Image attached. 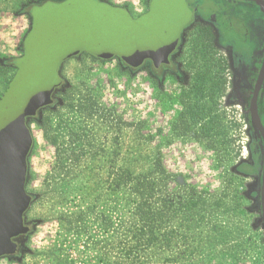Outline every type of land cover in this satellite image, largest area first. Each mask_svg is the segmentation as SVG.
Wrapping results in <instances>:
<instances>
[{
  "label": "rangeland",
  "instance_id": "1",
  "mask_svg": "<svg viewBox=\"0 0 264 264\" xmlns=\"http://www.w3.org/2000/svg\"><path fill=\"white\" fill-rule=\"evenodd\" d=\"M66 1L0 0V102L5 96L10 101L22 84L30 83L24 76L45 63L50 50L60 49L64 29L59 13ZM99 1L127 11L133 20L150 13V0ZM203 9L207 12L212 7L204 3ZM44 13L52 14V20L41 22L38 16ZM31 29L36 41L32 44L33 38H27L30 45L23 52ZM45 39L59 41L45 48ZM87 54L60 63L64 91L48 112L39 115L47 130L30 124L32 146L25 182L31 199L26 212L30 232L24 252L2 257L0 264L136 262L137 255L126 258L124 246L135 220L133 197L108 185L118 168L139 174L152 169L157 159L169 175L167 189L175 207L184 201L193 206L199 200L190 223L180 215L167 225L170 233L176 230L181 235L171 241L169 264H264L250 203L241 182L229 170L225 148L231 134L221 117L225 104L215 101L209 76L203 74L208 77L203 94L199 89H180L161 76L158 81L163 86L157 89L148 69L132 70L117 58L102 61ZM200 96L202 101L197 99ZM88 100L95 108L85 110ZM194 102L200 110L195 107L193 122L187 107ZM3 107L0 103V114ZM240 138L235 140L239 147ZM69 147H75L79 157L70 159L64 177L54 171V165L58 151ZM0 204L1 240L10 236L17 216L15 209L9 213L4 201ZM140 260L150 263L146 254ZM152 263H159V258L153 256Z\"/></svg>",
  "mask_w": 264,
  "mask_h": 264
},
{
  "label": "water",
  "instance_id": "2",
  "mask_svg": "<svg viewBox=\"0 0 264 264\" xmlns=\"http://www.w3.org/2000/svg\"><path fill=\"white\" fill-rule=\"evenodd\" d=\"M61 7L64 8L59 13L64 32L59 36L60 41L46 40L47 37L46 42H43L45 48H52L51 43L59 41L60 49L50 50L45 63H39L35 70H31L30 76H24L30 83L22 84L11 102L7 101L6 96L0 102L4 104L0 114V203L4 201L9 213L15 209L14 214L17 216L16 223L8 231L11 239L2 237L0 240V258L13 256L16 253V244L12 240L28 232L23 217L31 203L25 191V182L32 138L26 128L25 119L52 104L51 95L61 85L58 75L60 63L86 52L102 61L117 58L132 69L139 68L146 61L152 62L158 68L168 63V57L179 40L182 28L191 18L185 0H151L148 9L150 13L138 20H133L123 9L93 0H67ZM52 13L59 16L56 11ZM51 17L50 13L38 16L43 23L52 20ZM32 33L33 29L23 41V52L24 47L30 45L27 38H33ZM35 41L33 38L32 44ZM263 76L264 65L255 86L249 112L253 127L264 139V130L256 109L257 92ZM261 205V228L264 230V166Z\"/></svg>",
  "mask_w": 264,
  "mask_h": 264
},
{
  "label": "flooded vegetation",
  "instance_id": "3",
  "mask_svg": "<svg viewBox=\"0 0 264 264\" xmlns=\"http://www.w3.org/2000/svg\"><path fill=\"white\" fill-rule=\"evenodd\" d=\"M257 1L185 0L191 18L182 28L168 63L155 68L152 62L146 61L137 69L127 67L132 70L148 69L157 89L163 86L158 81L161 76L172 80L180 89L189 92L199 89L203 93L208 78H204L203 74L209 76L215 101L225 104L221 117L225 119V128L231 134V139L227 140L229 145L225 148L231 161L229 170L243 186L244 195L250 203L248 210L252 214L253 227L259 233V243L264 251V230L261 228L264 139L253 127L249 112L264 65V0ZM204 3H208L212 9L205 12ZM63 84L61 79L60 87L51 95L52 104L59 101L57 95L64 91ZM199 98L203 100L201 96ZM48 107L27 117L26 128L28 119L39 120L41 112ZM256 109L264 130V76L257 92ZM237 137H241V147L235 143ZM238 152L236 157L235 153ZM29 232L28 228L26 234L13 239L16 253L10 258L24 252L23 244Z\"/></svg>",
  "mask_w": 264,
  "mask_h": 264
},
{
  "label": "trees",
  "instance_id": "4",
  "mask_svg": "<svg viewBox=\"0 0 264 264\" xmlns=\"http://www.w3.org/2000/svg\"><path fill=\"white\" fill-rule=\"evenodd\" d=\"M38 1L40 2V0ZM92 59L95 60L94 58ZM199 93L203 94L202 92ZM88 101L85 110L95 108V104L91 102V100ZM195 107L200 110V107H197L195 102L187 107V115L192 119L194 118L193 122L195 121ZM47 110H50V107L45 108L42 112ZM54 112L53 110L52 114H54ZM32 123H36L37 127L44 132L47 130L45 119L37 121L28 119L26 122L28 129ZM208 125L211 126L209 122ZM203 127L206 126L203 125ZM198 136L196 135L197 138ZM203 136L206 137L207 133ZM74 143L73 140L72 145ZM78 157L79 155H76L75 147H69L67 150L58 151L54 171L58 173L61 172L64 177L67 176V170L69 169L67 165L68 162H70V159L74 161V158L78 160ZM168 182L169 175L161 166L159 159H157L152 169L139 174H134L131 170L126 168H118V173H116V175L114 174V178L108 185L112 186L113 189L118 188V191L125 190L133 197L132 217L133 219L135 218V220L131 223L132 228L129 231L131 237L124 241V246L128 252L125 254L127 256L126 258L130 259L132 255L138 256V260L131 264H143L140 257L144 254L149 255V264H153V256L159 258V263L156 264H169L167 253L169 254L172 250L171 241L181 236L179 231L174 230L173 233H170V231L167 230L169 221L173 217L181 215L190 223L191 219L196 215L193 209L198 205L199 200L197 202L194 201L195 205L193 206L191 205L193 203H185L184 201V203L181 202L179 206L175 207L168 194ZM189 191L188 197H191L193 190L189 189ZM26 215L27 213L24 216V223L27 226ZM135 250H137V252H135ZM132 251L136 254L134 255ZM177 254H181V251H178Z\"/></svg>",
  "mask_w": 264,
  "mask_h": 264
},
{
  "label": "crops",
  "instance_id": "5",
  "mask_svg": "<svg viewBox=\"0 0 264 264\" xmlns=\"http://www.w3.org/2000/svg\"><path fill=\"white\" fill-rule=\"evenodd\" d=\"M93 1H95V0H93ZM150 1H151V0H150ZM95 2H96V1H95ZM97 2H98V3H102V2H100L99 0H98ZM103 4H105V3H103ZM106 5H107V4H106ZM109 6H110V5H109ZM80 54H83V53H80ZM80 54H79V55H80ZM79 55H78V56H79ZM74 58H75V57H74ZM25 214H26V213H25ZM24 216H25V215H24ZM23 218H24V217H23ZM24 225H25V223H24ZM25 226H26V225H25ZM26 227H27V226H26ZM12 241H13V240H12Z\"/></svg>",
  "mask_w": 264,
  "mask_h": 264
},
{
  "label": "snow or ice",
  "instance_id": "6",
  "mask_svg": "<svg viewBox=\"0 0 264 264\" xmlns=\"http://www.w3.org/2000/svg\"><path fill=\"white\" fill-rule=\"evenodd\" d=\"M37 101H39V97L37 98Z\"/></svg>",
  "mask_w": 264,
  "mask_h": 264
}]
</instances>
